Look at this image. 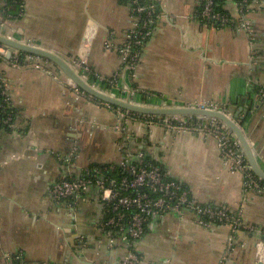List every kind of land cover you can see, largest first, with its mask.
<instances>
[{"label": "crops", "instance_id": "obj_1", "mask_svg": "<svg viewBox=\"0 0 264 264\" xmlns=\"http://www.w3.org/2000/svg\"><path fill=\"white\" fill-rule=\"evenodd\" d=\"M22 1V17L0 27L1 35L55 52L74 69L84 56L104 81L119 73L117 49L131 25L130 0ZM148 1L159 2L162 16L135 76L121 74L114 87L87 82L140 105L213 103L238 115L264 169V100L256 93L264 85V0L251 16L250 34L236 24L201 23L197 0ZM230 10L236 12L234 5ZM107 42L112 49H106ZM48 68L58 79L3 64L16 123L27 129L23 136L0 134V264H109L126 258L130 247L120 239L111 245L101 231L97 188L59 203L51 191L64 177H80L95 165H119L139 151L199 204L241 212L256 228H204L188 211L156 217L133 249L142 264H264V196L248 190L244 176L227 168L214 137L149 129L135 119L120 131L116 108L77 93L57 66ZM75 147L78 159L72 156Z\"/></svg>", "mask_w": 264, "mask_h": 264}, {"label": "built area", "instance_id": "obj_2", "mask_svg": "<svg viewBox=\"0 0 264 264\" xmlns=\"http://www.w3.org/2000/svg\"><path fill=\"white\" fill-rule=\"evenodd\" d=\"M217 1H221L223 5ZM130 2L131 25L125 34L123 43L117 49L121 56V68L119 73L108 82L111 87L116 85L121 74L135 76L141 52L154 32L152 28L156 27L162 16L159 2L148 0H130ZM197 2L199 4L197 16L201 23H215L218 27L236 24L238 31L250 34L253 24L251 16L260 6L261 0H197ZM230 4L234 5L235 13L230 10ZM218 7L222 11H218ZM12 19L13 15L9 12L7 5L0 4V27ZM19 42L32 45L25 41ZM105 47L112 49L113 45L107 42ZM10 50L9 47L0 44V96L3 98L0 107L3 109L13 108L9 85L3 70L4 63L8 62L15 69L40 70L54 75L48 68L50 67L49 61L34 55L22 54L17 50H14L12 56L8 57ZM75 70L86 81L93 73L84 56L76 61ZM54 76L58 79V74L55 73ZM96 78L104 81L99 75H96ZM74 88L77 93H84L75 84ZM110 95L120 99L116 93L111 92ZM257 97L264 100V85L258 87ZM164 107H193L226 112L213 103L206 105L190 103ZM117 112L120 117L119 122L121 121L117 129L120 131H126V126H124L126 121L135 119L144 121L149 129L160 126L168 132L190 131L204 137H214L222 150L227 168L232 173L244 176L248 190L264 196V180L251 170L238 138L222 121L207 117L169 116L163 118L162 116L145 115L136 117V113L122 109ZM26 129V126L17 125L12 113L0 119V134L7 132L13 137L23 136ZM127 134L134 139L130 132ZM78 153V148L75 147L72 153L74 159L79 158ZM92 187L100 192L103 212L101 231L111 245L120 239L132 250L126 258L109 264H142L140 257L133 251L135 244L144 237L147 226L153 218H160L170 213L191 212L196 215L197 223L204 228L220 224L229 226L233 231L252 232L256 230L255 227L244 222L241 212L231 213L225 207L215 208L199 204L181 182L171 178L156 162H147L145 153L142 151L128 154L119 165H95L86 168L80 177H64L54 185L51 195L54 201L59 203L79 193H84ZM14 258L19 261L21 256Z\"/></svg>", "mask_w": 264, "mask_h": 264}, {"label": "water", "instance_id": "obj_3", "mask_svg": "<svg viewBox=\"0 0 264 264\" xmlns=\"http://www.w3.org/2000/svg\"><path fill=\"white\" fill-rule=\"evenodd\" d=\"M0 44L5 45L11 49L8 54V57H11L13 51L17 50L22 53L43 58L53 63L55 66L58 67L59 71L65 74L84 93L101 102H104L109 106L145 116L207 117L222 121L233 131L235 136L238 138L242 149L246 155L247 161L250 164L251 170L259 178L264 180V169L261 167L257 159L255 150L253 149L251 143L249 142L244 133L242 122L239 121L238 115H236L234 118L226 112L218 110L193 107H155L125 101L105 92H102L90 83H88L76 72V70L65 59H63L55 52L43 49L38 46L24 44L11 38L5 37L3 35H0Z\"/></svg>", "mask_w": 264, "mask_h": 264}, {"label": "trees", "instance_id": "obj_4", "mask_svg": "<svg viewBox=\"0 0 264 264\" xmlns=\"http://www.w3.org/2000/svg\"><path fill=\"white\" fill-rule=\"evenodd\" d=\"M2 1H3V3H0V4H6L7 5V7L9 8V12L13 15V19H12L13 21L16 20V19H20L22 17V15H23L22 10H24L23 1H18V0H2ZM217 2L218 3H221V1H217ZM221 5H223V3H221ZM226 7H227V5H226ZM221 9H223L222 6H221ZM221 9H220V7L217 8L218 11L219 10L222 11ZM209 24L218 27V25L215 24V23H209ZM152 29L154 31L155 30V27H153ZM151 38H152V36L149 37V39L146 42V45L150 41ZM143 52H144V49L142 50L141 53L143 54ZM22 54H24V53H22ZM142 54H141V56H142ZM89 81L92 82V83L98 82V83H100V85L102 87L109 86L108 85V81H99V79L96 78V74L95 73H92V74L89 75ZM256 93H258V88H256ZM95 100H97V99H95ZM97 101H99V100H97ZM2 103H3V98L0 96V105ZM114 108H116V107H114ZM116 109L117 110H120L119 108H116ZM9 113H12V115H13V117L15 119L17 118V111H16V109L14 107L12 109L11 108H9V109L8 108L7 109H3L2 107H0V119H4L6 117V115L9 114ZM136 117H141V116L137 114ZM163 118H165V117H163ZM143 153H145V152H143ZM145 158H146L147 162L154 161V162L157 163V161H155L153 158H151L150 156H148L146 153H145ZM157 165L159 167H161L163 171H165L164 168L162 167V165H160L159 163H157Z\"/></svg>", "mask_w": 264, "mask_h": 264}, {"label": "rangeland", "instance_id": "obj_5", "mask_svg": "<svg viewBox=\"0 0 264 264\" xmlns=\"http://www.w3.org/2000/svg\"><path fill=\"white\" fill-rule=\"evenodd\" d=\"M149 106V105H148Z\"/></svg>", "mask_w": 264, "mask_h": 264}]
</instances>
